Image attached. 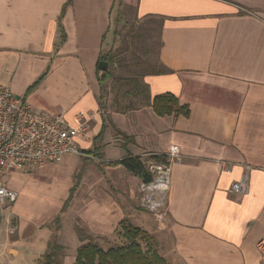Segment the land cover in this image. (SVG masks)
<instances>
[{
	"label": "crops",
	"instance_id": "crops-1",
	"mask_svg": "<svg viewBox=\"0 0 264 264\" xmlns=\"http://www.w3.org/2000/svg\"><path fill=\"white\" fill-rule=\"evenodd\" d=\"M67 4L0 0V83L48 118L61 114L73 124L84 114L88 129L79 141L81 155L38 168L46 174L34 178L41 182L64 176L46 200L23 208L18 197L2 210L0 264H35L54 240L76 262L78 249L91 239L123 236L124 223L152 236L143 250L166 264H264L257 249L264 237V0ZM123 10L132 12L144 35L159 37L156 59L136 75L150 100L122 96L132 87L111 80L101 91L97 80L100 60L119 47ZM154 65L170 72L149 73ZM162 94L177 97L189 116H157L152 103ZM171 145L180 148L183 161L173 167L165 215L158 220L141 207V179L107 163L128 155L166 156ZM80 156L87 165L74 184ZM244 178L248 191L233 193Z\"/></svg>",
	"mask_w": 264,
	"mask_h": 264
},
{
	"label": "built area",
	"instance_id": "built-area-1",
	"mask_svg": "<svg viewBox=\"0 0 264 264\" xmlns=\"http://www.w3.org/2000/svg\"><path fill=\"white\" fill-rule=\"evenodd\" d=\"M86 119L84 114L76 115L72 124L61 114L48 118L0 83V214L19 197L16 191L5 186V176L11 171L43 168L68 155H81L77 142L87 139ZM166 157L164 163L148 165L151 180L142 181L139 186L141 207L158 220L165 215L173 167L183 161L181 150L175 145L169 147ZM247 191L245 178L232 186L235 194ZM257 249L264 258V237L259 240Z\"/></svg>",
	"mask_w": 264,
	"mask_h": 264
},
{
	"label": "trees",
	"instance_id": "trees-1",
	"mask_svg": "<svg viewBox=\"0 0 264 264\" xmlns=\"http://www.w3.org/2000/svg\"><path fill=\"white\" fill-rule=\"evenodd\" d=\"M70 3L71 0H68L67 5ZM118 59L119 58L116 53L110 52L107 56L100 60V62H106L109 65L108 70L101 71L99 69L100 62L98 64L97 80L100 84L101 91H103V85L111 80L113 81V84L118 83L125 85L128 88L132 87L130 91L125 92L126 97L138 98L140 96H144L150 100L148 88L142 84V81L140 80L141 76L117 77L115 75L113 68L120 62ZM150 67L151 64L149 68ZM152 70L153 72L151 71L149 73L157 75L170 72L166 68L156 70V65L152 66ZM45 77L46 75L41 77L33 88H36L45 79ZM113 89L114 88H112V90ZM103 98L104 96L102 94L100 96V101H102ZM152 108L155 114L159 117H166L174 114L188 117L190 114L189 108L187 106H182L179 99L172 94H162L156 96L153 100ZM105 130L106 128L103 127L102 133L97 138L98 140L103 139ZM124 139L128 144L129 138L125 137ZM83 154L91 156L93 155V152H83ZM166 161V156L152 155L143 159L141 157L128 155L120 161L108 162L107 165L110 167L121 165L130 173L137 175L141 181L149 182L151 180V176L148 173V165L150 163H164ZM74 190H72L71 194H73ZM59 220L60 218L57 219V221ZM123 236L127 241L124 246L111 248L107 251L94 243L84 244L77 251L75 264H166L165 261L155 252H144L142 243L146 242L150 245L154 240L153 237L145 231L129 223H124ZM65 251L66 248L54 240L49 244L45 254L37 260L35 264H64Z\"/></svg>",
	"mask_w": 264,
	"mask_h": 264
},
{
	"label": "rangeland",
	"instance_id": "rangeland-1",
	"mask_svg": "<svg viewBox=\"0 0 264 264\" xmlns=\"http://www.w3.org/2000/svg\"><path fill=\"white\" fill-rule=\"evenodd\" d=\"M123 11L125 17H122L121 19L122 24L119 28V31L116 33L118 34V37L115 39L116 46L118 45L119 47L116 48L115 46L116 49L113 51L118 55V60H120V62L116 64L117 69L115 70V73L118 76L135 77L140 72H143L145 70L148 71L150 63H152L156 59V56L158 54L157 43L159 42V37L157 36V33L144 35L140 27L134 24L136 20H134L132 12L128 10ZM146 46L150 49L149 53H147ZM126 91V88L122 90V96L126 97ZM81 145L82 142H79L78 147L80 150L82 149ZM77 156L78 155H74L73 157L77 158ZM78 159L79 161H77V163L73 166V173H75L74 184L76 183V176L80 174V170L83 168V166L87 165V159L85 160L83 156H80ZM54 166L58 167V165ZM56 173H60V171L57 170ZM39 175L42 177L46 176L45 171L34 168L30 169L29 171H11L3 179L6 187L15 189L19 192L18 201L23 208H27V205H33V202L36 199L44 198V200H46L45 197L47 195L50 196L49 190L53 189V186L60 184L61 179L64 178L62 174H52V176H48V179L41 182L34 179ZM49 211H51V208L49 209ZM48 216L49 215H47V217ZM55 224L56 225H54V229H58L57 227L60 226L59 222H56ZM11 225L15 226V220H12ZM4 233L5 231L2 229L0 231V250L5 241ZM90 242L98 244L105 250L112 247L123 246L126 244V241L121 234H119L118 236L116 235V238L114 239L93 238L90 240ZM74 257V253L70 252L66 248L64 262H66L67 260L68 264H75Z\"/></svg>",
	"mask_w": 264,
	"mask_h": 264
},
{
	"label": "water",
	"instance_id": "water-1",
	"mask_svg": "<svg viewBox=\"0 0 264 264\" xmlns=\"http://www.w3.org/2000/svg\"><path fill=\"white\" fill-rule=\"evenodd\" d=\"M108 66H109L108 63H106V62H100L99 69L101 71H106L108 69Z\"/></svg>",
	"mask_w": 264,
	"mask_h": 264
}]
</instances>
